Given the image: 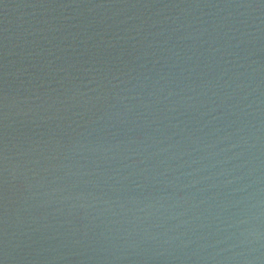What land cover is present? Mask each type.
Segmentation results:
<instances>
[{
  "label": "water",
  "instance_id": "95a60500",
  "mask_svg": "<svg viewBox=\"0 0 264 264\" xmlns=\"http://www.w3.org/2000/svg\"><path fill=\"white\" fill-rule=\"evenodd\" d=\"M0 264H264V0H0Z\"/></svg>",
  "mask_w": 264,
  "mask_h": 264
}]
</instances>
